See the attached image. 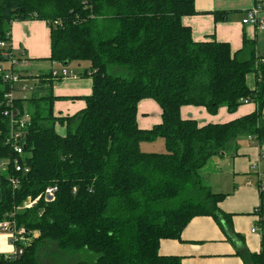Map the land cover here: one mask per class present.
Instances as JSON below:
<instances>
[{"label":"trees","instance_id":"16d2710c","mask_svg":"<svg viewBox=\"0 0 264 264\" xmlns=\"http://www.w3.org/2000/svg\"><path fill=\"white\" fill-rule=\"evenodd\" d=\"M196 14L195 0H0V41L11 40L17 21L46 22L48 60L87 62L83 77L93 80L85 109L55 117L61 98L52 93L54 81L40 76L26 102L32 126L19 158L28 173L15 172L12 164L1 171L2 162L16 155L6 145L9 123L0 106V222L15 219L29 238L39 232L23 256L0 258V264H40L43 251L61 260L82 256L78 264H182V258L160 253L164 240H181L196 217L231 226L232 215L219 207L227 195L212 193L202 171L242 135L262 143L264 51L246 38L235 53L228 43L195 42L182 19ZM250 74L254 90L247 85ZM6 91L0 90V103ZM145 99L162 109L161 124L151 130L137 122ZM245 99L256 112L229 123L199 126L181 116L183 106L212 115L225 106L233 113ZM57 124L66 127L65 135L56 132ZM159 137L166 152L141 151L142 142ZM10 176L18 178L17 189ZM49 187L58 188L54 200L16 212ZM244 261L264 264V253Z\"/></svg>","mask_w":264,"mask_h":264},{"label":"crops","instance_id":"0c3cea01","mask_svg":"<svg viewBox=\"0 0 264 264\" xmlns=\"http://www.w3.org/2000/svg\"><path fill=\"white\" fill-rule=\"evenodd\" d=\"M252 6L253 0H199L196 4L197 14L184 17L182 22L191 29L195 42L216 40L228 43L235 53L243 48L246 38L255 42L256 50L262 52L264 33L242 24L245 12ZM235 15L238 17L235 18ZM10 36L13 47L25 51L27 62H50V28L46 22L17 21L12 25ZM34 65L27 63L26 66L30 68ZM59 66L61 68L62 65ZM83 74L84 72L79 74V79L53 80L52 93L54 97L61 98L53 107L55 117L74 116L85 109L84 98L92 95L93 80L83 77ZM47 75L49 73L42 75L46 81L49 80ZM247 85L252 90L256 89L254 74L247 76ZM154 101L145 99L138 104L137 122L142 130H151L162 122V109ZM25 108L28 109L27 103ZM256 110L257 105L252 102L242 104L233 113L227 107H220L215 115L208 113L204 107L183 106L181 116L184 120L192 119L199 126H206L229 123L251 115ZM150 142L140 144L142 152L151 153L143 150ZM163 145L165 146V141ZM235 147V155L215 157L209 162V168L202 171L212 193L227 195L219 207L222 212L232 215L229 218L231 226L210 216L196 217L183 231L181 240H164L161 243L160 253L163 256L180 257L182 264H246L244 257L264 253V225H257V217L253 213L260 204V195L256 189V177L251 171L252 163L260 162L264 172V139L259 143L255 137L248 136V140L239 139ZM225 167L228 170H224ZM248 181L252 182L251 186L247 185ZM253 229L256 230L255 233H252ZM10 252L9 238L0 235V258L4 259ZM78 261L72 258L67 264H78Z\"/></svg>","mask_w":264,"mask_h":264},{"label":"built area","instance_id":"2783aa9c","mask_svg":"<svg viewBox=\"0 0 264 264\" xmlns=\"http://www.w3.org/2000/svg\"><path fill=\"white\" fill-rule=\"evenodd\" d=\"M57 24V23H56ZM244 26L256 28L259 32L264 33V0H253V6L245 12L242 20ZM10 38V34H9ZM24 50L15 49L11 40L0 41V80L3 89L7 90L3 102L0 106L4 107L3 114L9 123V134L6 140L8 145L16 157L13 160L3 161L1 166L5 167L12 164L15 172L28 173L29 168L20 162V157L25 155V139L28 129L32 126L31 112L26 108H21L20 103H26L37 92L40 86V76L23 75L15 73L17 68L25 67L26 56ZM78 74H75L66 66H61L60 69H53L49 73V79H77ZM248 104L249 100H242ZM251 171L256 177V189L260 195V204L254 209L253 213L257 217L258 226L264 224V172L261 169L260 162H254L251 165ZM11 186L14 189L18 188L19 180L14 176L8 178ZM248 186L252 185L248 181ZM57 187H49L38 198H28L25 203L16 209V212H22L30 209L37 204L41 199L52 201L55 199ZM256 230L253 229L252 233ZM5 235L11 242V252L4 256V260H16L24 255L25 248L30 244L28 231L24 227H20L15 219L4 220L0 222V235Z\"/></svg>","mask_w":264,"mask_h":264},{"label":"rangeland","instance_id":"374dc122","mask_svg":"<svg viewBox=\"0 0 264 264\" xmlns=\"http://www.w3.org/2000/svg\"><path fill=\"white\" fill-rule=\"evenodd\" d=\"M198 2H199V0H195V4H198ZM236 17H238V16L235 15V18ZM27 63H29V65H34V64H36V65L31 66L30 68H28L26 66ZM89 66H90L89 63H87V62H81V63L72 62L71 64L68 65V68L70 70L72 68H75V69H72L71 71H73L75 74L79 75V74L83 73L85 69H88ZM59 68H60V66L57 63L52 64V62L50 63V62H47V61H43L41 64H39L38 62L32 64L30 61H28V62H25V68L24 67L17 68V69L14 70V72L18 73V74L33 75V76L38 77V76H42L44 74L50 73V71L52 69H59ZM78 79H79V77H78ZM250 85H252V84H250ZM0 89H3V85H0ZM75 100H78V99H75ZM156 104H157V106L159 108H161L158 103H156ZM191 107H193V106H191ZM221 108H225V106H222ZM55 113L58 114V112H55ZM191 113H193V110H192ZM55 130H56L57 133H59L61 135L66 133V127L60 126L59 124H57L55 126ZM241 138H245V139L248 140V136L245 135V136H241L240 138H238L237 140L232 142V145L230 144V146H232V147H227V149L225 151L226 155L229 156V155H232L233 153L235 155V148H236L235 145L238 142V140L241 139ZM163 144H164V139L157 138V140L151 141L150 145H147L149 147L144 146L143 150L145 149L144 151H148V152H151V153H164V152H166V148H165V146ZM209 166H210V163L207 165V168H209ZM3 168H6V167L4 165L1 166V171L2 172L5 171ZM224 170H228V169L225 167ZM252 173H254V172L252 171ZM211 174L213 176V173H211ZM204 175L205 174L202 173L203 177H204ZM244 177H246V175ZM257 229H259V227H257ZM31 236H33V237L30 238V244H32L34 239H37L39 237V232L38 231H34ZM9 242H10V240H9ZM10 245H11V242H10ZM66 256L67 257H74L75 256L74 258H76V255H72L71 253L70 254H66ZM79 258L83 259L82 256L78 257V259ZM65 261H69V259H62L61 260V257L58 256L57 254H55L52 251H43L41 253L40 264H60V262L62 264V262H65Z\"/></svg>","mask_w":264,"mask_h":264},{"label":"water","instance_id":"95a60500","mask_svg":"<svg viewBox=\"0 0 264 264\" xmlns=\"http://www.w3.org/2000/svg\"><path fill=\"white\" fill-rule=\"evenodd\" d=\"M1 203H2V189H1V185H0V205H1Z\"/></svg>","mask_w":264,"mask_h":264}]
</instances>
